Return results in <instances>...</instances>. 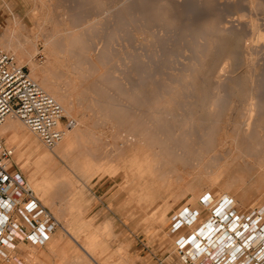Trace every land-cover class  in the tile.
<instances>
[{
	"label": "rangeland",
	"instance_id": "374dc122",
	"mask_svg": "<svg viewBox=\"0 0 264 264\" xmlns=\"http://www.w3.org/2000/svg\"><path fill=\"white\" fill-rule=\"evenodd\" d=\"M22 48L69 101L63 121L74 119L86 136L74 152L77 162L71 155L55 158V166L33 167V179L49 184L46 201L11 159L12 170L60 223L49 240L60 237L76 247L64 230L79 231V244L88 239L94 247L121 248L129 264H153L150 253L172 250L175 238L145 220L124 172L89 180L81 175L86 156L97 169L130 160L133 150L145 152L158 173L165 171V188L190 189L179 201L194 198L197 205L187 208L204 219L205 200H228L235 214L253 210L237 198L242 191H250L251 203H264V164L258 167L264 157V0H0V49L30 75ZM8 120L54 156L20 121ZM15 136L0 131L11 149L7 141ZM71 171L72 202L56 181ZM220 185L227 193L216 196L212 189ZM179 209L169 211L166 228ZM46 245H20L16 255L28 264L22 254L34 250L54 264Z\"/></svg>",
	"mask_w": 264,
	"mask_h": 264
},
{
	"label": "bare ground",
	"instance_id": "6f19581e",
	"mask_svg": "<svg viewBox=\"0 0 264 264\" xmlns=\"http://www.w3.org/2000/svg\"><path fill=\"white\" fill-rule=\"evenodd\" d=\"M23 49L24 48H22V50H19V56L23 58L22 64L28 67L30 71L29 76L31 77V79L35 81L40 80L39 82L41 88L44 89V91L48 92V95L51 96L54 100H56L57 103L59 102V104L62 105V109L66 108L68 111H70V107H68L69 101L67 99H64L65 97L63 98L60 93L56 92L57 89L54 87V85L50 84L47 80L43 78L45 75L42 76L41 73L37 71L36 65L33 63V61L29 59V55H27L26 53L27 51ZM38 73H40L41 76ZM8 119L0 127V131L4 132L5 134H11L12 131L16 132L17 136L9 138V140L7 141L11 145H13V159L20 168L26 169L23 171L28 172L29 180L36 189L37 195L41 197V200L46 201L48 198L47 192L49 190V184L48 188H46V186L39 184V182L33 179V167L36 163H42L47 166H55L57 163L55 158L64 159L65 157L69 158L71 155H73L74 158V156H76L74 155V152L76 151L78 142L83 141L84 137H86L84 136V130L82 129L81 125H77L76 121L72 119L73 123L69 127L68 131L65 133L63 139L53 149H48L50 151H56L54 153V156H52L44 149H42L36 141L31 140L29 135L24 133L23 130L19 128L16 123H13ZM137 147V149H141V147ZM80 155L82 154H78V156ZM84 155L86 156L88 154ZM131 156L132 157L130 158V160L124 161V163L122 164L117 163L115 166L106 164L104 166L103 164H99L97 169L91 168L89 158L87 159L88 156H86L85 159L83 157V162L85 163V166L83 167L82 171L85 173L81 175L88 177L90 180L98 174H101L100 177H102L104 174H108L110 177H115L119 171H123L126 178L125 183L129 189V196L133 199V201L137 203L139 211L143 212L146 215L145 220L147 222H150L151 227L153 229H166L167 214L176 204L180 207L179 211L187 208L191 204L197 205L195 203V199L192 198L193 196H190L192 199L185 197L188 200L186 201V203H182L179 201V199H182L181 197L187 196V194L191 192L190 189L185 190L184 192L179 194L178 192H173L175 188L170 187V190L169 188H167V185L169 183L165 184L167 189L164 187L163 183L165 182L163 181L166 178L164 177L165 171H162L163 169H160L161 171L159 173L156 171V167L154 165L155 162L154 159L151 158V156L146 155L145 152L139 153L137 150H133V154ZM76 157L74 158V160L76 159ZM166 158L167 162L169 163L171 157L166 156ZM262 159L264 160V157ZM263 160L259 161L258 167L264 164ZM250 163L253 164V162L251 161L245 162V164ZM74 174L76 175V172L73 173V171H71L70 176V174L66 172L56 178V181L59 185L67 187L65 196L71 202L76 199L73 198L75 196V194H73V185L75 184V178L73 176ZM227 178H229L228 175ZM224 189L225 188L220 185L219 188L215 187L214 189H212V193L214 195L216 194V196L224 195L227 193V191ZM249 192L250 191H242V193L237 197L243 204L247 205L248 208L253 209L252 211H249L246 214L241 212L234 214V207L228 200H216L213 202H207L209 208H205V206L203 207L207 209L209 214H207L206 218L198 224L197 230H192V228H194L195 226H192L189 229L191 232L190 236L187 237V240L189 242H193L195 240L193 246L191 245L189 247H203L202 249H204V253H212L213 256L217 255L219 257L223 256L224 261H229L230 259H232V257H234V259L239 258L241 255V251L245 250L244 247H250L252 249L256 248L255 252L260 251V255L262 256V258H264V203L261 201L257 204L251 203V198L253 199V197L251 196V198H249ZM179 195L182 196L179 197ZM170 198H173V204L171 203V205H168L169 203L167 201ZM189 199L191 200V202ZM254 211H258L263 214L262 220L259 219V215L250 217L251 213H253ZM241 216L243 217L241 218ZM62 229L64 228L62 227ZM78 232L73 231L69 233L64 230V233L66 234L68 239H70V241H72V243L76 247L71 246L70 242H64L63 238L60 237L49 240L51 238L50 236L46 241H44V244L47 243L46 246H48L47 250L49 254H51V256H53L54 258V264H129V262L124 257L126 255H123V251L121 248H119L117 251H112L109 247H94L95 242H93V240L90 241L88 239L85 242L79 244L80 238L78 236ZM155 234L156 233L154 232V235ZM175 239L173 240L175 241ZM20 245L26 244H17L16 250L19 249ZM36 254L34 250H27V252L22 254V257L28 264H39V262L43 259H41L40 256L43 254L39 255V257ZM260 255L257 256V258H260ZM241 260L244 259L242 258ZM241 260H239L238 263ZM41 262L44 263V261Z\"/></svg>",
	"mask_w": 264,
	"mask_h": 264
},
{
	"label": "built area",
	"instance_id": "2783aa9c",
	"mask_svg": "<svg viewBox=\"0 0 264 264\" xmlns=\"http://www.w3.org/2000/svg\"><path fill=\"white\" fill-rule=\"evenodd\" d=\"M8 118L20 121L47 149H53L73 123L72 119L63 121L61 105L30 78L15 56L0 49V127ZM12 157V149L0 137V259L22 264L16 255L17 244L43 246L60 223L20 173L12 170ZM203 205L209 208L206 200ZM258 215L262 220L263 214L258 211L250 217ZM203 219V212L190 208L173 212L166 228L168 237L176 238L172 250L159 255L150 253L153 264H264L256 248L244 247L239 258L224 261L223 256L204 253L203 247H189L195 242L187 240L189 229H197Z\"/></svg>",
	"mask_w": 264,
	"mask_h": 264
}]
</instances>
